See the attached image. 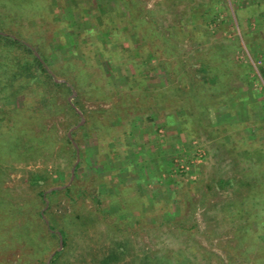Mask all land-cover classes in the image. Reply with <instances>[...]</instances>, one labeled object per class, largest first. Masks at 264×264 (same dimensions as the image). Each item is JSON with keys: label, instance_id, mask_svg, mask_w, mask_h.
I'll return each instance as SVG.
<instances>
[{"label": "rangeland", "instance_id": "374dc122", "mask_svg": "<svg viewBox=\"0 0 264 264\" xmlns=\"http://www.w3.org/2000/svg\"><path fill=\"white\" fill-rule=\"evenodd\" d=\"M3 21L69 88L38 117L8 102L1 264H264V0H0ZM202 62L227 74L205 110Z\"/></svg>", "mask_w": 264, "mask_h": 264}, {"label": "trees", "instance_id": "16d2710c", "mask_svg": "<svg viewBox=\"0 0 264 264\" xmlns=\"http://www.w3.org/2000/svg\"><path fill=\"white\" fill-rule=\"evenodd\" d=\"M7 1L10 2L11 0ZM21 4H23V6L24 4L25 6L30 5L28 2L25 3V1ZM18 17L19 16H16V18ZM4 25H6L4 21L0 23V113H2L0 114V117L3 118L0 125L4 128H0V149L5 147L8 150L11 145L14 146L12 139L14 138V125L16 122L11 116L13 115L12 112L17 109V107L8 105V102L13 101L21 94L24 95V91L28 90V96L24 95V98L27 99L28 109L26 110H28V113H31L33 117H38L46 111L51 113V110L56 107L54 104V98L57 91L63 87L67 89L69 87H67L64 82H58L56 80L59 76V71L51 67L52 65L48 63V60L44 57L42 50L38 46H32V43L23 39L17 33H3L5 32L3 29ZM166 42L168 41L166 40ZM213 55L214 57H217V54ZM221 70L220 62L217 64L202 62L199 65V68L194 72V75L198 79L192 80L186 94H188L194 102H197V106L202 108L201 110H205L204 108L207 109L208 107L204 102V97L207 93V91L205 92L206 89L208 90V93L209 89L211 90L213 98L222 95L218 94V92L223 88V84L227 79V74L224 75ZM72 86L74 87V85ZM228 90L230 91L227 92V97L228 94L230 95L236 91L232 86ZM193 108L192 105L187 104L183 105V108H180L179 110H183L184 113H193L195 112V109ZM4 113H8L9 115L6 116ZM41 130L40 133H32V141L27 145L29 149L36 150L37 148L43 149V147L49 148L50 144L54 142L55 135L50 129L42 125ZM72 134H74V132ZM66 140L70 141V138L67 137ZM78 166V164L75 166V170ZM31 179L33 182H39V174H33ZM66 190H68V188H66ZM56 192L57 189H53L46 195V197H49ZM39 194L42 195V192L40 191ZM253 201L252 204L257 205L260 203L261 198H253ZM11 212L14 213L16 217H19L24 216L28 210L24 207H18ZM39 215L41 216L42 213H39ZM48 228L52 229L53 226L48 225ZM4 234V247L9 249L13 248L14 244L10 241L11 235L8 232H5ZM61 234L63 236V231H61ZM59 255L60 252H55L49 264H54ZM108 260V258H105L104 262H107ZM11 262L12 261H7L3 264H12Z\"/></svg>", "mask_w": 264, "mask_h": 264}]
</instances>
